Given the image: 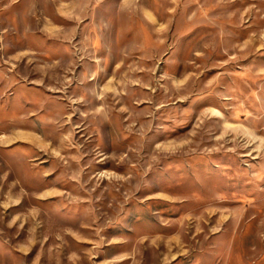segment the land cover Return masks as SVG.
<instances>
[{
	"label": "rangeland",
	"instance_id": "1",
	"mask_svg": "<svg viewBox=\"0 0 264 264\" xmlns=\"http://www.w3.org/2000/svg\"><path fill=\"white\" fill-rule=\"evenodd\" d=\"M0 264H264V0H0Z\"/></svg>",
	"mask_w": 264,
	"mask_h": 264
}]
</instances>
